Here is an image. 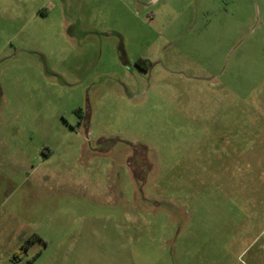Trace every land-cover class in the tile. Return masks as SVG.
I'll list each match as a JSON object with an SVG mask.
<instances>
[{
  "label": "rangeland",
  "instance_id": "1",
  "mask_svg": "<svg viewBox=\"0 0 264 264\" xmlns=\"http://www.w3.org/2000/svg\"><path fill=\"white\" fill-rule=\"evenodd\" d=\"M0 264H264V0H0Z\"/></svg>",
  "mask_w": 264,
  "mask_h": 264
}]
</instances>
